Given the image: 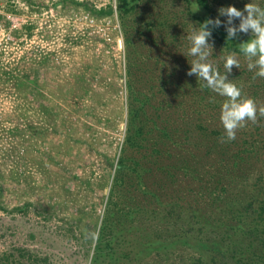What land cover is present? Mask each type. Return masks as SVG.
Returning <instances> with one entry per match:
<instances>
[{
	"label": "rangeland",
	"instance_id": "rangeland-1",
	"mask_svg": "<svg viewBox=\"0 0 264 264\" xmlns=\"http://www.w3.org/2000/svg\"><path fill=\"white\" fill-rule=\"evenodd\" d=\"M115 1L3 0V21L15 24L13 34L21 40L0 64V264H129L125 255L95 260L97 239L85 238V230L99 236L126 127L122 28L115 12L89 11L115 8ZM223 1L210 0L217 9L228 7ZM257 1L244 0V6ZM181 9L172 0H152L127 21L135 83L143 91L149 86L168 94L172 68L186 79L181 73L190 68L183 67L196 59L187 38L194 24ZM158 12L176 16V23L187 21L186 37L173 40L159 25L146 30L151 13ZM209 51V59L215 58L213 48ZM237 59L248 64L246 57ZM253 82L259 87L244 84V95L259 107L264 80ZM243 129L264 137V117L258 113L256 123L246 122L235 141L241 142ZM247 149L243 170L250 180L264 173V166L256 159L257 148ZM259 189L255 193L264 196Z\"/></svg>",
	"mask_w": 264,
	"mask_h": 264
},
{
	"label": "trees",
	"instance_id": "trees-1",
	"mask_svg": "<svg viewBox=\"0 0 264 264\" xmlns=\"http://www.w3.org/2000/svg\"><path fill=\"white\" fill-rule=\"evenodd\" d=\"M150 1L116 0L115 8L89 9L96 16L115 12L127 47L126 127L94 245V259L101 256L118 261L125 255L129 264H264V196L255 193L257 187L264 188V173L249 180L243 170L247 148H257L256 159L264 166V137L243 129L241 142L233 140L234 146L231 141L221 142L225 132L215 112L221 111L226 98L207 88L195 75L182 72L186 79L177 77L176 66L165 83L171 86L168 94L154 92L149 86L144 91L136 87L126 25ZM172 1L182 4L181 10L197 31L206 19L219 15L210 0ZM223 2L244 9V0ZM257 4L264 8V0ZM151 15L145 20L146 30L159 25L171 33L173 40L186 37L187 21L176 23V16L166 13ZM219 19L222 24L212 29L208 41L215 58L208 60L223 75V57L233 53L245 57L239 45L253 37L240 33L227 40L222 16ZM227 75L241 89L242 97H246L244 84L259 87L253 82L255 70L250 71L247 65L233 67ZM257 89L252 90L253 95ZM243 197L245 202L241 203ZM216 213L218 219H214Z\"/></svg>",
	"mask_w": 264,
	"mask_h": 264
},
{
	"label": "clouds",
	"instance_id": "clouds-1",
	"mask_svg": "<svg viewBox=\"0 0 264 264\" xmlns=\"http://www.w3.org/2000/svg\"><path fill=\"white\" fill-rule=\"evenodd\" d=\"M218 14L216 19H206L198 31L194 29L188 35L187 38L191 42L189 55L196 59L191 62L187 75H195L207 88L226 98L221 106L219 119L225 132L221 142H228L236 138L237 130L243 128L246 122L256 123L258 113L264 117V105L258 107L253 99L242 97L241 89L228 79L227 74L232 72L233 67L240 68L239 60L234 53L223 57L225 74L222 75L214 69L208 60L211 54L209 49H212L208 41L212 36V29L219 28L222 24L219 16L227 18L224 22L227 40L236 38L240 33H251L253 38L242 42L239 48L247 58L248 69L255 70L253 78L264 79V8L247 3L242 11L234 6H228L219 8ZM237 19L238 25L234 24ZM85 238L96 240L98 232L85 230Z\"/></svg>",
	"mask_w": 264,
	"mask_h": 264
},
{
	"label": "built area",
	"instance_id": "built-area-1",
	"mask_svg": "<svg viewBox=\"0 0 264 264\" xmlns=\"http://www.w3.org/2000/svg\"><path fill=\"white\" fill-rule=\"evenodd\" d=\"M15 1L18 2V0ZM0 4L3 7V0H0ZM14 26L15 24L9 27L4 23L3 19H0V64L3 62V57H6L12 50H18L20 47L19 41L21 39L15 37L12 31Z\"/></svg>",
	"mask_w": 264,
	"mask_h": 264
},
{
	"label": "crops",
	"instance_id": "crops-1",
	"mask_svg": "<svg viewBox=\"0 0 264 264\" xmlns=\"http://www.w3.org/2000/svg\"><path fill=\"white\" fill-rule=\"evenodd\" d=\"M2 5L0 4V19H3V7H1Z\"/></svg>",
	"mask_w": 264,
	"mask_h": 264
}]
</instances>
